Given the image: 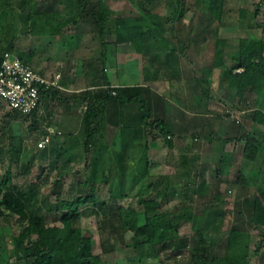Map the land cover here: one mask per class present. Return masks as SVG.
<instances>
[{"label": "rangeland", "instance_id": "obj_1", "mask_svg": "<svg viewBox=\"0 0 264 264\" xmlns=\"http://www.w3.org/2000/svg\"><path fill=\"white\" fill-rule=\"evenodd\" d=\"M3 1L12 2L18 13L22 10L21 2L27 1L29 7H35L37 2V0ZM45 1L51 2V0H38L39 4ZM106 1L109 4L110 33L104 38L115 40L116 20L123 16L140 15V11L134 0ZM135 1L141 2V0ZM147 1L161 2L154 10L157 13L155 19L158 20L172 14L173 7L169 4L172 2L176 4L178 0ZM185 1L186 20L176 24V28L186 25L183 31H198L199 26L202 25L199 23L200 16L209 15H205L203 3L197 0ZM57 2L58 13L42 15L36 23L33 19L26 23L17 16L16 49L13 52L45 74L54 76L61 73L63 90L70 93L81 92L89 86V80L84 77L85 66L90 57L99 54L102 36L98 33V25L92 16H84L85 19L81 17L80 14L83 12H79V4L76 0H57ZM228 2L229 13L226 18L231 30L235 28L238 31L234 30V32L249 33L250 19H241L240 9L248 8L255 12L259 3H261V13L253 23L264 26V0H228ZM7 9H10V6H7ZM81 10L84 9L81 7ZM29 11L26 10L21 14L26 16ZM218 23L214 21L210 25L203 24L206 25L204 30L215 35ZM144 24H149V21H144ZM259 29L255 34L261 37L262 34L264 35V29ZM174 30V27H169L168 33ZM4 34L0 27V37L4 38L0 40V51L7 48L8 43L13 39V36H4ZM31 49L34 50V55L29 54L28 51ZM113 75L111 70L112 79ZM110 103L106 105V110H103L106 112L105 117L100 116L93 125L96 131L92 141L96 138L95 142L98 144L96 149L95 145L87 143V132L84 127L85 108L80 99L70 104L68 101H59L45 105L44 112L37 119L39 123L35 129L30 127L34 121L33 117L27 120L21 116L12 117L13 111L0 100V136L4 138L3 141L0 139V178L10 173L17 188L31 197L28 211L45 214L49 223L62 226V222L55 221L58 213L56 210L58 198L71 197L76 193L75 186L80 181L88 182L95 164H98L99 171L95 179L96 198L99 202H108V206L101 208L98 204H89L82 207L79 225L92 237L95 253L103 255L104 264H117L119 259L135 254L130 247L135 241L134 233L128 231L124 234V240L121 239L116 230L114 214L119 205L132 206L138 210L141 221L145 220L144 206L138 202L142 193L146 196L152 193L159 195L158 198L162 202L160 210L180 216V236L192 237L197 228L212 231V248L216 256L226 254L228 238L232 230L240 229L248 232L251 234V251L253 252L257 245H262L263 248L259 255L250 256L249 264H264V238L260 236L259 230L252 226V213L246 207L243 209L244 214L239 213L240 204L237 198L239 166L235 164L236 167L231 166L232 168H215L216 166L205 158L192 163L195 165L190 167L181 157L175 159L168 156L167 164L146 168L145 156L143 159L140 155L138 157L140 151L135 150L131 152L130 157H125L126 167L120 168L116 165L120 161L119 156L115 149L111 148L114 140L112 130L104 127V123L108 122L107 117L110 118L111 114H115L109 111ZM123 116L127 119L125 113ZM49 127L61 130L62 134L54 137L53 142L48 146L47 155L43 157V151L39 149L38 143ZM12 129L17 132L15 137H12ZM151 138L155 140L158 136ZM123 139L126 143L125 137ZM202 144L205 145V142H200L201 147L204 146ZM227 148L233 151L237 159L239 145L232 144ZM203 151L200 148L195 153L201 155ZM133 159L138 160L137 164H130ZM203 167H207V171L201 176ZM104 174L107 175L104 177ZM222 175L226 180L223 184H218L220 187L214 182L210 183L212 177H222ZM0 226H10L9 233L13 234H18L21 229L18 217L10 216L7 211L0 214ZM159 250L160 258L165 264H185L188 260L189 247L179 249L159 247ZM10 254L14 259L15 250L12 246ZM149 261V264H161L159 259ZM14 264H26V262L14 261Z\"/></svg>", "mask_w": 264, "mask_h": 264}, {"label": "trees", "instance_id": "obj_2", "mask_svg": "<svg viewBox=\"0 0 264 264\" xmlns=\"http://www.w3.org/2000/svg\"><path fill=\"white\" fill-rule=\"evenodd\" d=\"M76 1L79 4V12H83V14H80L81 17L85 19L84 16H92L98 25V33L102 36L99 54L93 58L90 57L85 66V74L89 80V86L92 88L70 93L61 88L52 87L43 93L45 105L47 106L59 101H68L70 104L74 100L80 99L85 106L84 127L87 132V143L95 145L94 140L92 141L94 131H96V127L93 126V116L98 115L95 103H100L103 108L122 95L120 88L112 86L109 71L110 67L115 64L118 44L128 42L140 51L143 42L154 40L160 43L162 51L169 49L170 43L166 33L169 27H175L176 22L184 17L187 8L185 0H178L176 4L172 2V4H169L173 7L172 14L156 20L157 13L154 10L159 7L161 2H151V5L147 0V3H145V0H141V2L134 0L140 15L119 17L115 24L116 41L110 42L104 38L105 35L110 33L108 2L106 0H93V3L89 2L90 0ZM197 1L203 3L205 15H209V18L206 17L208 25L218 21L221 27H229L226 18L229 13L228 0ZM21 3V13L30 10L26 16L16 12L12 2L7 3L0 0L1 30L5 33L4 36H13L7 48L0 51V64L4 52H13L16 49L17 16L19 19H24L26 23L30 19H33L36 23L42 15L58 13L59 11L57 0L45 1L41 4L37 0L35 7H29L27 1ZM7 6H10V9H7ZM81 7L84 9L83 11ZM260 13L261 3L258 4L255 12L248 8H241L240 18L250 19L249 27L251 30L264 29L262 24L255 25L253 23ZM144 21H149V24H144ZM3 39L0 37L1 41ZM217 43V57L219 59L220 57L222 59V53L225 50L231 56L229 73L233 84L237 88V93L245 99L251 95L256 96L252 104L254 106H251V108H257L254 109L252 114L256 122L264 124V37L255 35L252 37L219 38ZM172 51H175V49L173 48ZM28 52L30 55H34V50L31 49ZM25 61L30 63L27 60ZM241 67L243 71L237 72L236 70ZM105 86H108V88H105ZM113 90L117 93L113 94ZM142 102L145 101L142 100ZM147 106L148 104L145 102L142 107L146 122L152 128H160L167 140L171 139L172 135L168 134L165 120L159 118L149 120L152 117V112ZM12 111V117L21 116L24 120L33 117L34 121L30 127L32 129L37 128V123H39L37 112L25 115L15 110ZM234 120L236 121L235 118ZM12 134V137H15L16 130L12 129ZM0 139L4 140L1 136ZM41 150L43 151L42 156L45 157L48 153V147ZM258 152L259 142L253 137H248L245 146V157L249 160H255ZM124 153L125 151L118 153L119 160H122ZM95 165L91 179L84 183L80 181L75 186L76 193L71 197L58 198L56 206L58 213L55 221L62 222V226L49 223L45 214L28 211L27 207L28 203L31 202V197L17 188V184H14L10 173L0 178V214L7 211L10 216H17L21 224L18 234L9 233L10 226H0V264H14V261L26 262V264H104L103 255L95 253L92 237L87 235L84 228L79 225L82 207L89 204H98L101 208L108 206V202H99L96 198L97 186L95 179L98 175L99 166L98 164ZM119 165L118 163L117 166ZM124 166L122 164L120 168ZM106 175L104 174V177ZM242 177V183L249 182L248 177ZM158 196L153 193L150 196L143 193L139 195L138 202L144 206L146 215L143 221H141L135 207L117 206L114 217L117 225L116 230L119 232L121 239L128 231L133 232L135 238L134 243L130 246L135 254L119 259L117 264H149L150 259H159L161 264H165L160 258L159 247L160 249L189 247V256L185 264H249V258L252 254L259 255L261 253L262 245H257L255 250L251 251V234L240 229H234L230 232L228 238L226 254L222 256L214 255L212 248L213 232L197 228L192 237L180 236V216L172 214L170 211H161L162 202ZM252 207V226L254 229H258L260 236L264 238V186H258ZM11 246L15 250L14 259L10 254Z\"/></svg>", "mask_w": 264, "mask_h": 264}, {"label": "crops", "instance_id": "obj_3", "mask_svg": "<svg viewBox=\"0 0 264 264\" xmlns=\"http://www.w3.org/2000/svg\"><path fill=\"white\" fill-rule=\"evenodd\" d=\"M184 20L185 15L176 24ZM199 23L208 25L205 16H200ZM176 24L173 32L166 33L170 50L162 51L160 43L154 40L143 42L140 51L128 42L118 44L116 61L109 71L113 70L114 74L112 86L120 88L122 95L110 103L109 111L115 114L107 117V123L103 122L105 128L112 130L114 140L111 148L117 154L125 151L124 158L118 162L120 165H127L125 157H130L135 150L140 151L138 157L140 155L143 159L145 156L146 168L167 164L168 156L175 159L181 157L190 167H194L192 163L205 158L215 168L227 169L237 164L239 213L244 214L245 207L253 213L252 202L258 186H264V124L256 122L252 114L257 108H251L256 96L245 99L237 93L229 73L231 56L225 50L222 59H219L217 42L219 38L252 37L260 29L242 34L234 32L238 31L235 28L231 30L230 27L218 25L217 34L211 35L204 30L206 25H200V30L193 32L183 31L186 25L176 28ZM105 40L115 42L116 38ZM173 48L175 51H172ZM239 69L236 71L239 72ZM142 100L148 103V109L152 112L149 120H165L171 139L167 140L160 128H152L146 122L142 110L145 102ZM95 104L98 115L93 116V125L100 116L106 115L103 112L106 107L98 106V102ZM240 111L246 112L242 115L245 120L237 123L230 113ZM153 136L158 138L154 140L151 138ZM248 137L259 142L255 160L245 157ZM95 141L96 138L94 144L97 147ZM200 142H205V145L201 147ZM232 144L239 145L237 159L233 151L227 148ZM200 148L204 151L198 155L195 151ZM137 161L133 159L130 164L135 165ZM204 171H207V167H203L201 176H204ZM242 176L248 177L249 182L242 183ZM224 177L214 176L210 183L214 182L220 187L218 184L224 183Z\"/></svg>", "mask_w": 264, "mask_h": 264}, {"label": "built area", "instance_id": "obj_4", "mask_svg": "<svg viewBox=\"0 0 264 264\" xmlns=\"http://www.w3.org/2000/svg\"><path fill=\"white\" fill-rule=\"evenodd\" d=\"M238 71H243V68ZM52 87L64 89L61 73L50 76L36 70L15 52H4L0 64V100L5 102L10 109L25 115L34 112H37L38 115L42 114L45 106L43 92ZM112 93L116 94L117 92L113 90ZM245 113L243 111L231 112V116L236 119L237 123H240L245 120L242 116ZM61 134V130L49 127L38 143L39 149L48 147L54 137Z\"/></svg>", "mask_w": 264, "mask_h": 264}]
</instances>
